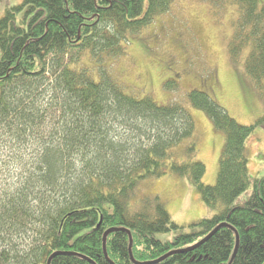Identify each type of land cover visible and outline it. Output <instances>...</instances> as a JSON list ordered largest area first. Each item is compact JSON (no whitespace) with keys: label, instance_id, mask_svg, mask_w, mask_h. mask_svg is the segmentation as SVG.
Segmentation results:
<instances>
[{"label":"trees","instance_id":"obj_1","mask_svg":"<svg viewBox=\"0 0 264 264\" xmlns=\"http://www.w3.org/2000/svg\"><path fill=\"white\" fill-rule=\"evenodd\" d=\"M175 1L21 0L0 17V264H48L56 252L64 254L51 264H134L128 231L134 259L149 262L222 224L195 250L159 264H230L236 232L232 264H264V178L251 181L247 149L264 117L243 125L208 92L190 93L226 136L217 182L207 186L182 103L139 98L113 78L73 68L87 50L126 54L129 34ZM207 1L236 6L229 54L236 62L247 51L245 72L264 94V0ZM10 168L16 174L2 177ZM167 175L187 178L215 215L181 227L158 196L137 198L144 182ZM112 228L108 261L103 238Z\"/></svg>","mask_w":264,"mask_h":264},{"label":"rangeland","instance_id":"obj_2","mask_svg":"<svg viewBox=\"0 0 264 264\" xmlns=\"http://www.w3.org/2000/svg\"><path fill=\"white\" fill-rule=\"evenodd\" d=\"M20 3L21 0H0V17L6 9ZM216 6L207 0H176L167 13L129 34L126 54L98 56L87 50L73 65L77 70H87L96 81L105 76L113 78L126 93L139 98L150 96L161 105L182 103L195 121L198 160L206 165L203 182L207 186L217 182L226 136L215 129L206 112L192 106L190 93L208 92L243 125H254L264 117V94L256 90L245 72L247 51L237 63L229 54L228 44L238 14L236 6L233 3ZM247 149L251 181L261 180L264 178V124L255 127ZM2 173V177L16 174L12 168L7 175ZM252 192L253 186L239 201H246ZM145 196H158L173 221L181 227L215 215L185 177L167 175L148 180L140 187L137 198Z\"/></svg>","mask_w":264,"mask_h":264},{"label":"water","instance_id":"obj_3","mask_svg":"<svg viewBox=\"0 0 264 264\" xmlns=\"http://www.w3.org/2000/svg\"><path fill=\"white\" fill-rule=\"evenodd\" d=\"M225 226H228L227 224H222L220 226H218L214 231H212L208 236H206L205 238H203L202 240H200L198 243L194 244L193 246H190L186 249H181V250H174V251H171L169 253H167L166 255L162 256L161 258L157 259V260H154V261H149V262H137L134 257H133V253H132V245H133V239H132V235H131V232L128 231L129 233V236H130V247H129V251H130V257H131V260L134 264H159L161 263L162 261H164L165 259H167L168 257L174 255V254H178V253H186V252H190V251H193L195 250L196 248H198L199 246H201L202 244L206 243L220 228L222 227H225ZM118 231L117 228H112V229H109L105 232L104 234V238H103V248H104V254H105V257L107 258L108 261H110L109 257H108V252H107V239L108 237L114 233ZM236 248H235V252L233 254V258H232V261L230 262V264H232L233 262V259L235 258L237 252H238V248H239V244H240V237H239V234L236 232ZM64 253L62 252H56L54 253L53 255H51V257L49 258L48 260V264H51V261L59 256V255H63ZM87 259V258H86ZM90 263L92 264H96L94 263L92 260L90 259H87ZM112 264H114L112 261H110Z\"/></svg>","mask_w":264,"mask_h":264},{"label":"crops","instance_id":"obj_4","mask_svg":"<svg viewBox=\"0 0 264 264\" xmlns=\"http://www.w3.org/2000/svg\"><path fill=\"white\" fill-rule=\"evenodd\" d=\"M222 151H223V149H222ZM222 153V152H221ZM249 169H250V167H249ZM250 172H251V169H250ZM252 173V172H251Z\"/></svg>","mask_w":264,"mask_h":264}]
</instances>
